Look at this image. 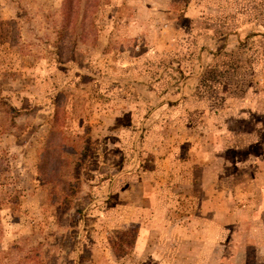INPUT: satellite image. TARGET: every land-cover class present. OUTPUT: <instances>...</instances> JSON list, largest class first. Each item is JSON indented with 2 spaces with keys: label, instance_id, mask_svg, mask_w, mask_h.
Listing matches in <instances>:
<instances>
[{
  "label": "rangeland",
  "instance_id": "374dc122",
  "mask_svg": "<svg viewBox=\"0 0 264 264\" xmlns=\"http://www.w3.org/2000/svg\"><path fill=\"white\" fill-rule=\"evenodd\" d=\"M0 264H264V0H0Z\"/></svg>",
  "mask_w": 264,
  "mask_h": 264
},
{
  "label": "trees",
  "instance_id": "16d2710c",
  "mask_svg": "<svg viewBox=\"0 0 264 264\" xmlns=\"http://www.w3.org/2000/svg\"><path fill=\"white\" fill-rule=\"evenodd\" d=\"M67 12V11H66Z\"/></svg>",
  "mask_w": 264,
  "mask_h": 264
}]
</instances>
